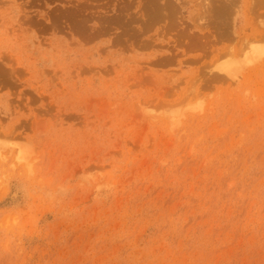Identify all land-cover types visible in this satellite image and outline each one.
I'll use <instances>...</instances> for the list:
<instances>
[{"label":"rangeland","instance_id":"obj_1","mask_svg":"<svg viewBox=\"0 0 264 264\" xmlns=\"http://www.w3.org/2000/svg\"><path fill=\"white\" fill-rule=\"evenodd\" d=\"M263 25L264 0H0V264H264Z\"/></svg>","mask_w":264,"mask_h":264},{"label":"bare ground","instance_id":"obj_2","mask_svg":"<svg viewBox=\"0 0 264 264\" xmlns=\"http://www.w3.org/2000/svg\"><path fill=\"white\" fill-rule=\"evenodd\" d=\"M227 1V0H226ZM230 2V1H229ZM226 3V2H225ZM232 2H230V4H231ZM226 5V4H225ZM227 5H229V4H227ZM227 5H226V7H227ZM226 7H224V9L226 8ZM249 11V10H248ZM250 11H251V8H250ZM249 11V12H250ZM250 15V14H249ZM262 25V24H261ZM264 26V25H263ZM259 27V26H258ZM264 31V30H263ZM202 38V37H201ZM203 39H205V37L203 38ZM207 39H205V41H206ZM257 51V53H258V50H256ZM260 52V51H259ZM227 53V52H226ZM225 54V53H224ZM253 54V53H252ZM259 54V53H258ZM254 56V55H253ZM256 56V55H255ZM258 56V55H257ZM228 57V56H227ZM264 67V66H263ZM229 68H227V67H223L221 70H219V71H223V72H225L226 74H230V69L228 70ZM218 73V72H217ZM214 77V76H213ZM237 77V76H236ZM221 79V78H220ZM215 80V79H214ZM218 80V79H217ZM216 80V81H217ZM224 81H226V80H224ZM223 82V81H222ZM231 82V81H230Z\"/></svg>","mask_w":264,"mask_h":264}]
</instances>
